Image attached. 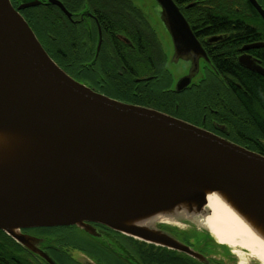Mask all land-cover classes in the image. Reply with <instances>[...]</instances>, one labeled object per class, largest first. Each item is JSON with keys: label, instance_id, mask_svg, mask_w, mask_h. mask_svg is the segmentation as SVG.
<instances>
[{"label": "water", "instance_id": "95a60500", "mask_svg": "<svg viewBox=\"0 0 264 264\" xmlns=\"http://www.w3.org/2000/svg\"><path fill=\"white\" fill-rule=\"evenodd\" d=\"M32 1L16 9L0 0V230L26 243L21 229L93 234L99 224L195 255L159 224L141 222L181 205L200 209L208 193H220L264 232L263 155L74 80L21 15L41 4ZM156 1L177 56L205 57L174 1ZM191 81L180 80L176 91Z\"/></svg>", "mask_w": 264, "mask_h": 264}, {"label": "flooded vegetation", "instance_id": "af4514ba", "mask_svg": "<svg viewBox=\"0 0 264 264\" xmlns=\"http://www.w3.org/2000/svg\"><path fill=\"white\" fill-rule=\"evenodd\" d=\"M21 1L11 0L16 9ZM38 1L39 6L20 13L27 21L31 9L55 7L70 23L72 59L42 44L74 80L113 100L177 118L264 156L263 132L232 125L231 102L237 101L238 90L244 92L241 78L248 75L264 82L259 72L264 71V19L249 0H226L224 7L218 0H173L205 53L196 62L177 56L156 0H57L70 16L49 0ZM257 2L264 9V0ZM187 77L191 85L177 92L176 84ZM91 226L101 233L92 236L77 226L21 229L26 243L0 230V262L240 264L230 247L197 225L157 226L195 255L103 225Z\"/></svg>", "mask_w": 264, "mask_h": 264}, {"label": "bare ground", "instance_id": "6f19581e", "mask_svg": "<svg viewBox=\"0 0 264 264\" xmlns=\"http://www.w3.org/2000/svg\"><path fill=\"white\" fill-rule=\"evenodd\" d=\"M146 223L197 225L208 230L219 244L230 247L237 257L248 256L250 261L264 264V232L220 193H208L207 204L200 209L181 205L141 222Z\"/></svg>", "mask_w": 264, "mask_h": 264}, {"label": "trees", "instance_id": "16d2710c", "mask_svg": "<svg viewBox=\"0 0 264 264\" xmlns=\"http://www.w3.org/2000/svg\"><path fill=\"white\" fill-rule=\"evenodd\" d=\"M218 1L222 7L226 5V0ZM26 19L41 44L50 45L49 48L54 53L60 51L67 55V59H72L74 51L71 45V25L61 16L57 8L37 7L31 9L27 12ZM240 82L244 92L238 90L237 101L231 102L232 115L235 120L232 125L233 127L235 124L241 126L249 133L254 130L264 133V82L257 77L248 75L242 77ZM220 107L222 108V105ZM256 127L259 129H255ZM0 264L5 263L0 262Z\"/></svg>", "mask_w": 264, "mask_h": 264}, {"label": "rangeland", "instance_id": "374dc122", "mask_svg": "<svg viewBox=\"0 0 264 264\" xmlns=\"http://www.w3.org/2000/svg\"><path fill=\"white\" fill-rule=\"evenodd\" d=\"M86 233H88L89 235H92V236H97V233L99 231L95 230L93 228V234L89 233L88 231L84 230ZM101 233V232H99ZM232 250V249H231ZM244 259V260H243ZM237 261L240 263V264H260L259 262L255 261L254 263L250 261V259L248 258V256H245L244 258H240V257H237ZM257 262V263H256Z\"/></svg>", "mask_w": 264, "mask_h": 264}]
</instances>
